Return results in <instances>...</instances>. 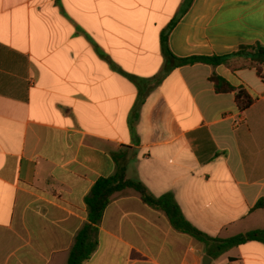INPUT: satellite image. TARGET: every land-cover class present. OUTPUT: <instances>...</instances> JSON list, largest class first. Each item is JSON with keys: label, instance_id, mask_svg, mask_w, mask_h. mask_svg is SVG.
<instances>
[{"label": "crops", "instance_id": "obj_1", "mask_svg": "<svg viewBox=\"0 0 264 264\" xmlns=\"http://www.w3.org/2000/svg\"><path fill=\"white\" fill-rule=\"evenodd\" d=\"M172 23L179 59L264 46V0H0V264H67L118 161L212 238L264 230V80L240 57L175 68ZM96 240L84 264H264L256 241L211 256L133 190Z\"/></svg>", "mask_w": 264, "mask_h": 264}, {"label": "trees", "instance_id": "obj_2", "mask_svg": "<svg viewBox=\"0 0 264 264\" xmlns=\"http://www.w3.org/2000/svg\"><path fill=\"white\" fill-rule=\"evenodd\" d=\"M175 23H172L162 35V45L168 61L175 68L190 66L198 63L218 67L226 64L231 57L244 58L252 67L257 70L258 76L264 80V46L256 44L253 46L241 47L239 50L224 57H192L179 59L175 57L168 46V37L173 30ZM216 89L219 93H230L234 88L223 78L214 75L212 77ZM236 102L241 110H247L254 104V99L245 91L240 90L236 94ZM118 168L114 176L101 178L93 186L90 195L86 198L88 209V222L78 232L75 243L70 251L67 264H84L92 259L98 249L96 235L99 231L104 213L114 198L128 190L135 191L142 202L155 210L164 212L172 226L179 232L188 234L204 243L210 249L214 248V253L209 254L217 257L230 249L247 244L249 242L264 243V230H256L247 234H241L227 239L212 238L192 226L184 217L178 203L171 195L160 198L150 193L148 188L141 182L128 178L127 165L125 162H117Z\"/></svg>", "mask_w": 264, "mask_h": 264}, {"label": "water", "instance_id": "obj_3", "mask_svg": "<svg viewBox=\"0 0 264 264\" xmlns=\"http://www.w3.org/2000/svg\"><path fill=\"white\" fill-rule=\"evenodd\" d=\"M212 263V259L208 256H205L204 258V264H211Z\"/></svg>", "mask_w": 264, "mask_h": 264}]
</instances>
